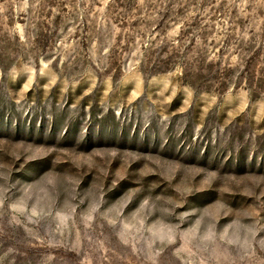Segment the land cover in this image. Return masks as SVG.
I'll return each mask as SVG.
<instances>
[{
  "label": "rangeland",
  "instance_id": "374dc122",
  "mask_svg": "<svg viewBox=\"0 0 264 264\" xmlns=\"http://www.w3.org/2000/svg\"><path fill=\"white\" fill-rule=\"evenodd\" d=\"M0 264H264V0H0Z\"/></svg>",
  "mask_w": 264,
  "mask_h": 264
}]
</instances>
